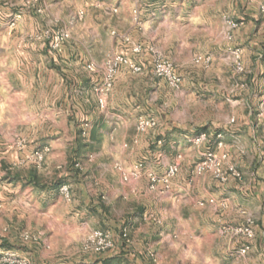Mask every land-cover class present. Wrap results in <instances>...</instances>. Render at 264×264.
<instances>
[{
    "label": "crops",
    "instance_id": "0c3cea01",
    "mask_svg": "<svg viewBox=\"0 0 264 264\" xmlns=\"http://www.w3.org/2000/svg\"><path fill=\"white\" fill-rule=\"evenodd\" d=\"M26 1L0 0V168L7 158L3 150L20 162L26 153L50 146L44 170L54 171L55 178L26 186L43 193L45 199L54 198L61 194L50 188L51 182L61 180L68 184L74 176L77 178L71 184L77 188L75 208L70 213L75 216L107 215L117 203H122L130 214L136 211L142 214L145 219L139 224L144 225L142 229L131 226L133 241L125 246L119 242L115 251L101 254L95 264H103L105 260L107 264H118L120 260H131L122 264H159L163 249H176L169 258L178 260L179 248L186 249V260H244L242 264H264V49L258 46L252 18L236 29L234 39L229 40L236 39V43L234 49L225 50L222 56L227 68H215L214 56L206 53L212 57L211 65H196L212 69L209 78L201 80L192 71V75L185 76L182 87L189 96L185 99L186 114L180 117L176 114L180 102L177 92L182 87L175 90L164 79L153 75L157 80L154 81L125 66L117 74L105 107H101L93 90V74L86 65L94 62L101 67L110 54L133 53L131 43L122 39L129 36L135 44L128 30L112 28L111 34L109 30L112 22L136 8L141 23L136 24L132 15L130 25H136L146 39L156 40L165 34L176 42L179 29L170 21L172 10L179 9L180 16L182 10L195 6V0H32L37 7L44 8L41 14L30 9ZM204 5L195 8L203 9ZM15 14L19 19L12 27L10 20ZM202 16L205 19L208 14ZM228 18L238 20L225 15L224 32ZM48 26L69 27L72 38L60 49H53L41 37ZM235 49L240 50L243 72L235 67ZM228 72L235 76L231 79ZM236 75H240L239 80ZM165 85L175 92L168 100L172 109L167 111L163 109L168 99L163 96ZM78 117L90 119L86 138L77 125ZM149 117L157 120L158 126L138 131V121ZM12 129V136L24 139L26 150H20L18 139L11 144L3 140ZM204 132L210 139L196 144V138ZM219 139L224 143L220 148L216 145ZM208 148L227 152L228 161L238 166L243 178L221 183L210 174L191 175L193 164ZM67 151L85 158L87 165L81 162L79 168L67 169L61 162V154ZM161 157L164 169L181 162V173L172 190L164 194L150 191L146 178L123 181L117 168L119 164L130 169L139 160L160 168ZM72 169L75 171L71 172ZM38 173L41 175L39 170ZM6 179L15 185L22 182ZM210 198L217 203L200 205V201ZM160 216L165 221L163 227L170 226L173 232L179 231L178 220L187 217L191 239L164 241L166 230L159 227L162 230L156 231L155 221ZM248 217L256 221L255 238L223 231L225 226L245 224ZM214 235L219 241L212 239ZM245 244L251 247L242 255L239 250Z\"/></svg>",
    "mask_w": 264,
    "mask_h": 264
},
{
    "label": "rangeland",
    "instance_id": "374dc122",
    "mask_svg": "<svg viewBox=\"0 0 264 264\" xmlns=\"http://www.w3.org/2000/svg\"><path fill=\"white\" fill-rule=\"evenodd\" d=\"M263 1L264 0H195V6L185 8L181 11L180 16H178L179 9L172 10L170 21L172 20L171 22H174L179 29V32H177L178 34L175 35L176 37L178 36V40L176 42H174V39L171 41L170 38L165 36V34H163L162 38H156V40L151 38L146 39L145 36L141 34V30L137 29L136 25H130L132 22V15L135 16V10L137 8L134 9V11L132 10L127 12V15L124 18H117L116 21L112 22L109 34H111L112 28L123 32L128 30V33L132 37L135 44L142 46L141 53H132L128 54V56L135 62L142 64V73L146 74V76H148L151 80L157 81L153 76L152 62L158 54L167 57L174 63L176 71L183 77V84L185 76L192 75L190 71H192L193 74L194 72L197 73V76L201 80L204 78L208 79L212 74V72L210 74L208 72L212 69H203L202 67L197 66L195 61L196 56L211 53L215 58V68H227V65L222 61V56L224 55L225 50L230 52L235 48L234 44L236 43V39L235 42H230L225 38V32L222 24L225 15L235 17L242 21L243 24L241 26L244 24L246 25L248 19L252 18V27L255 29L254 31L256 32V36L259 37V41L257 42L258 46L264 49V14L259 11V6ZM201 4L207 5H204L205 7L203 9L195 8L196 6H201ZM203 13L208 14L205 19H203ZM128 15L130 18H128ZM57 27L63 26H48L45 28ZM154 37L156 36L154 35ZM246 44L249 45L250 43L245 42V45ZM249 47L251 46L249 45ZM124 48L127 49L129 47L125 46ZM117 53H121V51ZM250 56L251 55L249 53L247 59H249ZM227 75H229L231 79L235 76L232 72H228ZM239 77L240 75H236L238 80ZM242 77L245 78L244 76ZM100 79L101 74H93V90L95 83L99 82ZM166 86L167 85L162 87L165 93L163 96L168 98L167 101H165L167 104L163 103V109L165 111L172 109L168 100L175 96V92ZM177 93L180 102L178 104L176 114L183 117L186 114L187 109L185 99H187L186 96H189V94L186 95L184 85L182 90ZM80 118L81 117H78L77 121V125L80 126V128H82V125L86 120L90 122V119L80 120ZM13 131L14 130L12 129L10 136L3 138V140L9 141V144H11L13 140L18 139V137H16L17 135L12 136ZM21 131L23 134H26L25 130ZM17 133H19V130ZM68 140L70 141L71 139L68 138ZM4 152L5 150H3V154L7 157L6 163L3 162L2 169L0 168V185H2L0 188V248H5L4 250H13L11 248H14V250L18 251L22 255L25 254L24 256L30 258L31 264H83L81 262L84 261L86 264H95L98 262L96 258H98L101 254H91L84 252L83 250L85 238L94 229H108L113 231L121 243L123 241L120 237L124 228H127L130 234L132 225H136L135 227L138 229H142V226H144H139V224L143 222L142 219L144 217L142 218V214L138 215L140 214L138 211L130 214L122 203H117L113 207L112 212H107V215L102 216L86 218L84 216H75L70 213L74 212L75 208L73 201L75 197L74 193L77 188L75 185L73 186L71 184V182H75L74 180L77 178L74 176L70 178L71 181L68 183L71 187L72 193L70 200H66L58 195L54 198L45 199L42 197L43 193H38L31 186H25L22 182L17 185L9 182L6 179L7 172L20 170L22 173L26 174L33 164L27 162L26 160L22 162L20 161L21 163L17 162L16 159H12L9 154H5ZM61 158L62 164H66L67 169L72 166H74V168H76V166L79 168L80 165H78V163L81 162L84 165L87 163L85 158H78L73 154V152L70 153L68 151L63 152L61 154ZM158 161L160 163V168L156 167V171L159 174H163L166 169H164L165 166L162 162V157ZM195 164H193V167ZM36 167L41 172V179L43 181L46 179L49 180L53 177L55 178L54 171L48 173L44 170V164L41 166L36 165ZM193 167L190 171L191 175L193 174ZM6 168L9 170H6ZM74 171L75 169L71 170V172ZM174 182L175 179L173 180L169 191L172 190ZM217 188L218 187H216V189ZM157 192H160L161 194L167 193L161 191ZM161 216L157 218L155 223H157V232L158 230H162L157 229L159 227L166 230L165 237L163 238L164 241L167 242L171 240L187 242V240L191 239L190 232L187 230L189 228V219L187 217L178 220L179 231L177 230L176 232H173L170 231V226L166 228L163 227L165 221H163V217ZM24 232L41 234L42 239L39 242L25 241L22 237ZM137 232L139 231L137 230ZM137 234L139 233H136V235ZM212 239L219 241L215 235ZM131 241H133V239H131ZM122 244L124 246L126 245L125 243ZM173 252L176 253V249H163V257L162 260H158L159 264H242L244 261L186 260L185 255L187 251L183 248L178 249V260H170V253ZM88 257H90V260H79L80 258ZM130 261L131 260H120L118 264H122V262L128 263Z\"/></svg>",
    "mask_w": 264,
    "mask_h": 264
},
{
    "label": "built area",
    "instance_id": "2783aa9c",
    "mask_svg": "<svg viewBox=\"0 0 264 264\" xmlns=\"http://www.w3.org/2000/svg\"><path fill=\"white\" fill-rule=\"evenodd\" d=\"M139 2L140 0H135ZM27 6L30 9L35 10L41 14L44 12V8L37 7L36 2L32 0L26 1ZM260 11L264 14V1L260 4ZM82 14V12H81ZM19 19V15L15 14L10 20V26H16ZM134 21L136 24H140L141 20L138 16V10H135ZM242 21L228 18V28L225 31V38L227 40L234 39V31L241 27ZM41 37L48 40L53 49H60L63 44L72 38V31L69 27H57V28H45L41 32ZM127 43H131V49L133 53L139 54L142 52V46L139 44H133L129 36H122ZM235 67L237 71H244V65L241 61L240 50L235 49ZM196 63L209 67L212 63V57L210 55L200 54L196 56ZM128 67L133 73H142V64L135 62L131 57L122 53H114L108 56L103 62L102 66H98L94 62H89L86 65V69L92 74H98L101 70V79L95 83L94 93L101 107H105L107 98L114 88L117 74L122 67ZM153 74L161 79H164L168 85L175 89L180 90L183 84V77L175 69L174 63L167 57L158 54L152 62ZM158 126V121L154 118H143L138 121L137 130L145 131L148 128H155ZM91 124L89 121H85L82 125L83 136L89 135ZM220 138V135L218 136ZM210 139V135L206 132L202 133L195 140L196 144H201ZM160 142V141H159ZM217 147L224 145L222 140L216 141ZM18 146L21 151L27 149V144L24 139L18 140ZM50 146H45L33 153H26L22 158V161L35 163L37 166H41L47 160L48 154L51 152ZM181 157V155L179 156ZM229 154L227 152H220L214 148H208L194 165L192 173L194 176H201L210 174L213 178L221 183H227L230 179H242L243 173L238 166L228 161ZM117 168L121 174L123 181L130 182L132 180H139L146 178L148 181V189L152 192H167L171 189L172 182L181 171V162L176 161L167 166L166 171L163 174H159L156 168L148 165L145 161H137L132 168L127 169L121 165H117ZM61 196L70 200L72 197L71 187L69 184H63L59 188ZM206 203L215 204L216 199L210 198L209 200L200 201V205L205 206ZM222 206H225V202H221ZM256 221L252 217L246 219L245 224L238 226H225L223 231L225 233L233 234V236H244L248 239H253L256 236L255 231ZM23 239L25 241L39 242L42 239L41 234H33L30 232H24ZM122 241L124 243H130L131 238L127 228H124L121 232ZM119 238L116 237L113 231L108 229H94L86 238L83 244L84 252L91 254H104L111 251H115L119 246ZM250 244H245L239 250L240 254L245 255L250 250ZM0 264H31L28 257L22 255L16 250H0Z\"/></svg>",
    "mask_w": 264,
    "mask_h": 264
},
{
    "label": "trees",
    "instance_id": "16d2710c",
    "mask_svg": "<svg viewBox=\"0 0 264 264\" xmlns=\"http://www.w3.org/2000/svg\"><path fill=\"white\" fill-rule=\"evenodd\" d=\"M82 137L86 138V136H83V134ZM7 169L8 168H6V170ZM28 176H30V179L27 178ZM7 177L13 180L19 179L20 181H22L23 185L25 186L28 184L39 185V183L41 182V175L38 173V170L33 167L29 168L26 174L22 173V171L20 170H15L14 172L9 171L7 172ZM63 184L64 183L61 180H56L54 182H51L50 188L54 191H57ZM103 264H107L106 260L103 262Z\"/></svg>",
    "mask_w": 264,
    "mask_h": 264
}]
</instances>
